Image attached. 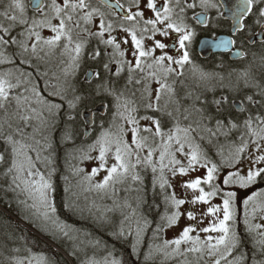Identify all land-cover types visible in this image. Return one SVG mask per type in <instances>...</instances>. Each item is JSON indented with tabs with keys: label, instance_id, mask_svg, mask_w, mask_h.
<instances>
[{
	"label": "snow or ice",
	"instance_id": "6c2138e0",
	"mask_svg": "<svg viewBox=\"0 0 264 264\" xmlns=\"http://www.w3.org/2000/svg\"><path fill=\"white\" fill-rule=\"evenodd\" d=\"M104 3L108 5L112 18L106 16L99 7H94L91 0H61L60 3L57 0H30V6L35 15L29 21L25 14L26 5L22 0H10L4 11L0 12V16L10 22L7 27L0 23V46L19 44L22 53L30 51L33 55L37 54L38 47L40 51H43L44 47L40 46H45L48 49L45 55H49L63 41L61 54L69 56V62L63 69L64 75L67 77L69 74L75 75L80 69L81 58L87 46L94 39L96 46L88 53V58L96 66L89 67L85 72V82L91 83L93 80L97 82L93 89L96 95H112L115 94L111 87L112 77H120L121 73L127 70L129 83L143 84L142 99L145 113L137 116L138 108L129 107L131 101L117 106L116 115L123 123L118 126L115 132L103 131L94 144L89 146V151H95L98 148V155L96 157L85 156V158L97 160L98 166L93 168L91 174L85 176L84 179L91 181L92 177L104 171L106 175L94 187L105 189L110 185L124 182L129 176L133 181H141V176L136 172L137 166L141 164L150 166L154 174L153 185L158 183L161 190L171 189L170 192H165L164 202L166 207L175 209L171 214H167L166 211L162 217L164 223L157 226V231L180 227L181 217L192 222L181 228L177 238L165 241L164 247L174 245L173 251L181 255L184 253L202 254L207 250L209 256L219 253L223 248L230 255L239 244L238 234L233 227L236 221L233 202L237 197V192L225 191L223 186L238 185L243 189L254 184L257 179L264 180V116L260 114L247 115L243 121L246 134L241 135V143L237 146L233 158L222 161L221 165L208 160L201 152L199 145L193 142L194 137L191 136V133L194 129L191 125L181 128L177 123L165 139L161 119L155 113L164 112L169 117L173 116V112L166 111L174 96V89L167 83V79L173 73L182 75L173 65L182 69L185 64L190 63L186 42H190L195 33L186 23L185 12L186 9L197 7V2L196 0H162L158 5L157 0H131L127 8L121 3V0H115L114 4H108V0H104ZM199 5L205 8L216 7V4L211 3L210 0H199ZM146 13H151V15L148 16ZM233 15L237 19V24L234 26L236 33L232 39L220 41L217 46L237 45L242 39L245 41L250 39L246 35L248 25L244 20L245 15L256 17L255 24L260 26V34L264 36V0H241V3L236 5ZM96 17H99V20L93 30L90 26L93 25ZM53 20L58 23H53ZM16 25L26 26L20 35H26L27 40H34V42L29 45L26 41H18L16 36L11 35V30ZM44 28L49 29L53 35L47 38L42 37L37 29ZM262 47H264V42H262ZM157 52H159L158 55ZM173 52L175 55L171 54ZM238 54L245 55L246 53ZM2 56L3 53H0V57ZM5 62L13 63L14 61L0 58V63ZM20 63L25 64L29 61L21 59ZM17 72L19 75L16 76L15 83L7 78L12 73L0 75V110L4 112V120L0 124V128L7 125L9 129H12L13 119H18L27 125L33 118L39 120L42 127L34 129L32 139L36 146L15 139V136H20L21 139L25 136L23 128L20 127H16L14 133H9L4 137L6 142L12 145L13 155L11 166L7 172L12 174L14 188L26 193L27 199L32 201L30 207L45 221L51 220L57 231L68 236V232L65 230L67 225L52 220L56 213V207L49 198V192L53 190L52 173L50 171L46 176L37 168V162L51 163L49 157L41 156V151L51 148L52 145L46 143L41 146V141L35 140V133L49 127L43 117L44 111L52 116L57 115L63 108L62 102L65 100H67L68 108L74 110L82 103L84 97L75 94L76 90L73 88L72 98L67 99L68 89L66 86L59 83L53 85L47 80L41 86L31 73H25L19 68ZM135 73L140 74L139 79L135 78ZM37 75L46 76V73ZM151 80H155L158 85L154 90V95L146 83ZM22 85L24 93H30V95H10L11 90ZM121 95L123 94L117 95V100ZM162 95L168 97L163 107L160 103ZM259 95L260 99H255L254 95H245L239 101L232 103L241 111H247L248 108L256 105L264 107V90ZM52 97L58 98L61 103H57ZM12 100H15L16 109L9 112ZM197 100L200 98L197 97ZM200 102L207 103V101ZM33 103L40 106L39 109L33 106ZM229 103L227 96H221L212 101L218 113L224 105ZM121 107H123V111H120ZM22 110L32 115L22 114ZM194 111L200 115L201 120L212 119L211 116H205L203 108H194ZM188 118V115L184 116L185 120ZM141 121L147 123L141 126ZM125 125L128 127L126 128ZM215 125L217 131L226 126L225 121L219 118L215 120ZM227 126L230 129L239 127L230 118L227 120ZM206 130L212 135L216 134L210 128ZM129 133L130 142L125 139ZM141 133L148 135H141ZM245 135L248 139H245ZM69 137L70 133L66 130L64 138ZM150 138L153 142L156 138H160L162 141L163 150L159 153L158 165L153 160L154 149L148 143ZM43 139L47 141L48 137L44 136ZM173 143L176 145L175 151L171 150ZM250 144L254 146L252 151L247 152L250 166L246 171H242L236 166L242 163V155L249 149ZM186 145L187 151H185ZM145 148L148 149L147 155L141 157L140 152ZM30 152H36L35 159L29 154ZM109 153H112L114 157V163L110 166L108 165ZM177 153L185 157L186 164L177 159ZM4 158V155L0 154V161H3ZM166 158L167 163H165ZM222 166L235 167V170L228 171L223 175L221 182L217 183L216 181L220 179L219 174ZM158 169L159 175L157 176L155 174ZM165 169L171 173V180L165 176ZM198 169H204L205 173L202 176L197 175L195 178L181 179L178 185L172 183L177 177H187L189 173L196 172ZM77 171L82 172L83 169ZM177 186L182 190L180 196L176 192ZM204 186H207L208 190ZM258 195L260 194L254 193L252 196H248L244 200V204L247 206L250 202L255 201ZM217 196H220L222 204L212 203L213 198ZM22 203L27 204V200ZM186 204L188 207L180 211ZM260 210L264 211V204L260 205ZM255 211L256 208L253 207V213ZM210 217L213 219L210 220L208 226L198 227ZM245 224L250 232L253 229H264V225L252 224L247 216ZM201 232L208 235L201 238L199 235ZM192 233H196V235H192ZM211 233L219 235L213 236ZM137 235H139V231ZM260 235L264 237V232H261ZM182 244L188 245L183 252H181ZM260 244L264 246V239H261ZM222 259H225L223 254L215 259L213 264H221ZM240 260L242 257L237 258V261ZM25 261L27 264H52L51 260L43 255L13 257L10 264H25ZM112 264H119V262L113 261ZM230 264H237V262H230Z\"/></svg>",
	"mask_w": 264,
	"mask_h": 264
},
{
	"label": "trees",
	"instance_id": "16d2710c",
	"mask_svg": "<svg viewBox=\"0 0 264 264\" xmlns=\"http://www.w3.org/2000/svg\"><path fill=\"white\" fill-rule=\"evenodd\" d=\"M198 65L196 73L200 75L199 77L202 81H197L196 83L192 81L191 83L178 86L181 90H188L187 95H185V97L181 95L176 101L179 110L175 114L173 113L175 123L171 127L167 126L163 130H172L177 123L181 128L191 125L194 130L195 128L201 129L205 134L209 135L206 136L210 141L205 142V140H203L205 136H199L197 133L199 139L198 141L195 140V144L199 145L201 152L208 160L221 165L222 161L230 160V156L228 155L235 154L237 146L241 143V135L246 134L243 121L247 115L251 114L255 116L260 114L264 116V107L259 105L252 106L248 108L247 111H236L232 107V102L239 101L245 95H254L255 99H260L259 93L264 90V47L261 45L260 49L256 52L251 53L249 51L246 53L244 63L240 66H232L223 63L222 67L214 70L215 72L212 80L208 76L210 70L208 65L201 61H198ZM124 73H127V70L121 74ZM76 74H78V72ZM77 78L80 79V75ZM79 79L73 80V84L68 87L70 89L68 90L67 99L72 98L73 88H75V94L84 97L82 103L73 110L68 108L67 100L63 101V108L54 119L57 121L58 125L40 133L42 139L44 136L53 138L56 143V149L61 148V145L63 146L62 143L67 141V139L64 138L66 125L72 122L73 119L79 118L82 111L90 110L93 104L104 103L107 105V115L101 118V120L109 121V116L111 112H113L112 100L114 94H105L102 96L93 94L92 84L81 83ZM111 87L115 92L117 89H129L130 84L128 81L124 80L121 85H116L115 77H112ZM220 89L233 90L236 92V95H222L213 92V90ZM221 96H227L230 103L224 105L218 113L212 101L214 99H219ZM122 97L126 99L125 96ZM197 97H199L200 100H197ZM52 99L56 100L57 103H61L56 97H52ZM200 101H207V103L202 104ZM194 108H203L205 116H211L212 119L201 120L200 115L194 111ZM15 109L16 103L15 100H12L9 112H13ZM22 114L27 115L28 112L22 110ZM185 115L189 117L187 120L184 119ZM191 117L194 119V122H190ZM217 118L223 119L226 125L220 131L216 130L215 120ZM229 118L236 122L239 127L230 129V127L227 126V120ZM3 120L4 112L0 110V124L3 123ZM20 123L21 121L18 119H13L12 129H9L7 125L0 128V154H3L5 157L3 161H0V252H6L7 254L11 252H21L20 256L18 255L17 258L43 255L50 259L52 264H80L76 258L67 253L68 249L66 246L50 233L49 226H45L47 229L44 230L43 227H40L30 220L27 215L30 213L32 201L27 199L26 193H23L20 189H15L14 185H12V174L7 172L13 159L11 151L12 145L8 144L4 137L9 133H14L15 128L20 127ZM208 128L212 129V131L217 134V138L212 139L215 135L207 131L206 129ZM195 134L194 131L191 133L194 138ZM15 139L21 140L22 143H31L33 141L31 138H27L26 135L23 139H21L20 136H15ZM35 139H38V137L35 136ZM245 139H248L247 135H245ZM43 141L44 143H48V140L45 141L43 139ZM158 143L159 140L157 139L150 144L154 151H156ZM47 150H44L42 157H49L51 163L45 164L41 162L39 164V162H37V168L44 172L46 176L51 171V181L53 184V190L51 191L52 203L56 207L57 216L64 221L65 215L61 213L63 212V195L69 184L66 180V176L68 175L67 172H74V169H83V172L80 174L81 177L90 175L91 172L86 170V164H83V161L78 164V168L75 166V161L67 163L68 166L65 167L62 164L64 152L55 151L54 154H52ZM29 154L34 158L31 152ZM140 155L143 157L142 151ZM244 157L245 154L242 155V159H244ZM71 158L73 159V157ZM134 162L135 160L133 158V163ZM226 169L231 168L222 166L220 172ZM136 172L142 179L141 181H133L130 176L128 177L139 191H137L138 195H136L135 201L127 208V212L134 214L135 211H138L140 217L138 223H133L131 217L126 227L124 223L118 222L119 225L114 229L112 228V232L106 230L100 231L90 222L79 223L78 221H70L71 227L75 229H85L91 236L95 238L100 237L101 240L111 247L110 250L106 252H109V256L113 260L118 261L119 264H163L157 254L158 250L156 251V249L162 247L163 243L160 231H157V226L163 225L159 224L158 221L162 220L166 211L167 214H170L173 209L171 207H166L164 202L165 192H170V190L166 189L159 191V184L153 185L154 174L150 166L141 164L137 166ZM155 175H159V169ZM94 178L96 177L94 176L93 179ZM257 182L260 185H264V180L258 179ZM25 200H27V204L22 203V201ZM51 228L53 229L52 226ZM138 231L139 235H137ZM51 232H54V230ZM238 233L240 232L238 231ZM240 236L238 234L239 244L232 252H245V254L246 252H252V240L242 239ZM10 261H2L1 263L10 264ZM243 263H248V260L245 258Z\"/></svg>",
	"mask_w": 264,
	"mask_h": 264
},
{
	"label": "flooded vegetation",
	"instance_id": "af4514ba",
	"mask_svg": "<svg viewBox=\"0 0 264 264\" xmlns=\"http://www.w3.org/2000/svg\"><path fill=\"white\" fill-rule=\"evenodd\" d=\"M10 0H0V12H3L5 7L8 5ZM22 2L26 5V16L29 18V21L31 18L35 15L34 10L30 6V0H22ZM58 3L61 2V0H57ZM131 0H121V3L125 5L127 8ZM162 2V0H157L158 5ZM197 2V7L194 9H186L185 16H186V23L190 26V28L194 31L195 35L193 36L192 40L190 42H186L187 48L190 54V63H187L183 66V68H179L176 65H173V67L177 68L178 72H181L182 75H176L175 73L169 75L167 79V83L172 86L174 89V102L178 100V98L183 95H187L188 90H181L178 88L179 85H183L185 83H191L193 81L194 76L197 75V69H198V61L205 62L208 67L210 68L208 72L209 78L212 80L214 70L216 68L222 67V64H229L232 66H240L244 63V60L246 58V54L243 55L241 58L238 59H231V53L232 51L228 52H219V53H211L207 58H201L199 53H198V44L201 39L203 38H211L215 39L218 36H226L230 37L231 39L233 38L234 34L232 33L231 28H232V22L229 17V13L227 14V17H223V9L219 3L218 0H210L211 3H215L216 7H201L199 5V0H196ZM91 3L94 7H99L101 11H104L106 16L109 18L111 17V13L109 10V7L107 4L104 3V0H91ZM115 0H108V4H114ZM135 10V9H134ZM119 11V10H116ZM178 11V9H177ZM18 14V13H17ZM146 15L150 16L151 13H146ZM199 15L203 16L202 18H197ZM39 18V17H37ZM255 19L256 17L254 15H247V17L244 19L248 25V30L246 35L248 37H253L257 34L259 31L260 26L255 24ZM99 17H96L93 21V25L90 27L95 30L96 25L98 24ZM53 23H58V21L53 20ZM0 23H2L5 27L9 25V21L4 19L3 16H0ZM26 26H20L16 25L15 27L12 28L11 30V35L16 36L18 41H26L29 45L34 42V40H27L26 35H20L21 32L24 31V28ZM40 31L41 36L44 38H47L53 33L50 32L49 29H37ZM115 34V33H114ZM262 42H253L250 44L248 40H241L238 42L237 45H233V50L243 52V53H248L249 51L251 53L256 52L258 49H260ZM150 43V42H149ZM96 46V41L93 39L91 43L87 46L82 58H81V66L80 69L77 71L78 74L72 75V84L73 80H78L77 78L80 75V81L81 83L84 84H89L86 83L84 80V75L85 72L89 69V67H95L96 65L94 64L93 61H91L88 58V53L92 51V49ZM44 47V46H40ZM63 47V41L61 42L60 46L57 47L59 49L58 51H61ZM102 47V46H101ZM39 50V47H38ZM110 51V50H109ZM0 53H3V56L0 57L2 59L7 60H12L14 61L13 63H0V75H3L4 72L7 70H13L15 72L13 77H7L10 79L13 83L16 81V76L19 75L17 72V69H21L25 73H31L32 77L37 80V82L43 86L45 80H47L50 84H52L48 71H45V68H48L49 71L50 68L48 66H45V61L44 57L38 56V55H33L29 51V53H22L21 48L19 47V44H9L8 46H0ZM159 52H157V55ZM175 55V52L171 53ZM21 59H25L29 61V63L21 64L20 61ZM68 60L66 61L65 59H62V63L64 65L68 64ZM113 68H115V65H113ZM76 72V73H77ZM45 74V75H40L38 76L37 74ZM136 79L140 78L139 73L134 74ZM128 81V73L121 74L120 77H115V84L116 85H121L122 81ZM196 83V81H193ZM97 82L93 80L90 84H92V88L94 89L95 84ZM149 85V89L153 91L154 95V90L155 88L158 87L156 84L155 80L151 81H146ZM130 87L129 89L125 90H116L114 93V98L112 100V108L113 112H111L109 116V120H101L105 115H107V110H105V113L103 115H100L98 113H94L93 110L95 106L98 104H93L90 110L82 111L79 115V118H75L72 120V122L68 123L66 125L67 132L70 133V137L67 138L66 142H63V146L61 145V148L56 149V143L54 142V139L51 138V145L54 147L55 151H62L66 153L67 155H72V156H80L83 157V164L87 163V159L85 156H92L93 154L96 153L95 151H89V146L94 144L96 139L100 136V134L106 129V128H115L117 131L118 126L123 123V121L120 119L119 116L116 115L117 113V106L118 105H123L124 102L126 101H131L132 103L129 104V107H137L138 112L136 113L137 116L143 115L145 113V110L143 108V84H136V88H133V82L129 83ZM91 88V89H92ZM68 90L70 88H67ZM51 90V89H49ZM213 92L220 93L222 95H236V92L233 90L229 89H220V90H213ZM123 94L120 96V99L117 100V95ZM18 94H25V95H30V93H24V86L22 85L21 87L17 89H13L10 92L11 96H15ZM93 94L94 91H93ZM47 95V93H45ZM122 96H125L126 99H123ZM122 97V98H121ZM34 106V105H33ZM162 106V105H161ZM232 107L233 103H232ZM177 109L179 110L178 105L176 104L175 106L173 105H168L166 111H171L174 114L177 112ZM93 112L92 114V124L89 127L88 134L86 135L87 129L85 128L84 121L81 117L82 113L84 112ZM120 111H123V107L120 108ZM160 119H161V125H162V131L163 133L165 132L163 129L166 128L167 126L171 127L175 121L172 117L167 116L164 112L161 113H155ZM142 122V121H141ZM146 124L147 122L144 121L142 122ZM141 135H148L146 133H141ZM125 137L129 142L131 140V136ZM193 137V136H192ZM159 140L160 138H156L155 140ZM153 143V140L150 138L148 143ZM247 152V151H246ZM245 158V157H244ZM237 167V166H236ZM235 167L232 169H226L225 171L221 172L223 173L222 175H225L228 171L234 170ZM258 180V179H257ZM234 187H237L234 185ZM254 187L256 188V192H262V199H264V185L258 184L256 181L254 184ZM207 188V187H206ZM233 186H226L225 191H233ZM238 203H242L239 204ZM244 202H236L234 200L233 206L235 212H237L236 215V221L235 224L233 225L235 231L237 234H239L240 238L242 239H249L252 240L253 244V251L252 252H231V254H226V252L221 253L225 256V259L221 260V264H230V262L236 261L237 264H244L243 261L246 258L248 260V263L246 264H264V246L260 244L261 239H264L260 235L261 230L260 229H253L251 232L248 230V227L245 224V219L244 216H248V220L252 224H257L256 221L250 219V209L251 207H244ZM256 207V206H255ZM172 211H174L172 209ZM171 211V212H172ZM258 213V209H257ZM171 214V213H170ZM239 217V218H238ZM242 218V219H240ZM159 224H163V220L158 221ZM165 231L166 228L163 231H160L161 239H162V247L158 249L157 254L159 255V258L162 260L163 264H213V261L215 259H218L221 254L216 253L213 256H209L207 254V250H205L204 253H194L190 257H188V254L184 253L183 255L178 254L173 251V248H167L164 247V236H165ZM238 231L240 233H238ZM218 256V257H217ZM242 257V260L237 261V258ZM190 261V262H188Z\"/></svg>",
	"mask_w": 264,
	"mask_h": 264
},
{
	"label": "rangeland",
	"instance_id": "374dc122",
	"mask_svg": "<svg viewBox=\"0 0 264 264\" xmlns=\"http://www.w3.org/2000/svg\"><path fill=\"white\" fill-rule=\"evenodd\" d=\"M121 35H123L121 33ZM159 38V37H157ZM59 49H55L51 54L49 55H45V53L48 51L47 47L44 46V50L40 51L38 50L37 54L38 56H42L44 57V61H45V66H48L50 68L51 71L48 70V68H45V71H48L50 80L52 82L53 85L55 84H61L66 86L67 88L71 86L72 84V75L69 74L67 77H65L63 69L67 66L64 65L62 63V59H65L66 61H69V56L67 54L62 55V50L58 51ZM70 71V70H69ZM12 73L11 76L9 77H13L15 72L13 70H7L4 73ZM200 75H196L193 78V81H202L199 77ZM136 88V84L133 82V88ZM156 89V88H155ZM168 100V97L166 95H162V99L160 101L162 107L164 106L165 102ZM33 105L35 107H37L39 109L40 106L35 105L33 103ZM169 105H173L175 106L176 103L174 102V99L172 97V102ZM27 115H32L31 113H28ZM43 117L44 119H46L49 127L47 129H52V127H56L58 125L57 121L54 120L55 116L49 115V113L47 111H44L43 113ZM144 122V121H142ZM141 122V126H144L145 124ZM190 122H194V119L191 117ZM196 122V121H195ZM195 126V124H194ZM20 127L23 128L24 133L26 135L27 138H31L33 137V133H34V129L35 128H41L42 126L40 125V121L33 118L30 122H28L27 125H25L23 122L20 123ZM125 127L127 128L128 126L125 125ZM68 128V127H67ZM67 128L65 130H67ZM47 129H43L42 131H38L35 133V136L38 137V139L35 140H40L41 146H44L46 144V142L44 143L43 139L41 138V134L43 133L45 130ZM105 130H110L112 132H115V128H106ZM104 130V131H105ZM173 130V129H172ZM68 131V130H67ZM170 130H165L164 132V136L165 139L167 137V135L169 134ZM195 134V138H194V143L195 140L198 141L199 137L197 136V133L199 136H205L203 140H205V142H209L210 140H208V137L201 129H196L194 130ZM182 135V134H181ZM130 133L128 135H126V137H128L130 139ZM192 136V135H191ZM209 136V135H208ZM217 138V134H215V137L213 136L212 139ZM131 141V140H130ZM48 143L51 144V138H48ZM28 144H33V146H36L34 144V140L31 143ZM151 143L149 142V145ZM162 141L159 139V143H158V147L156 149V151H154V155H153V160L154 162L159 163V153L160 151H162V147H161ZM175 147L176 145L173 143L172 146V151H175ZM254 146L250 145L249 149L247 150V152L252 151V148ZM187 145L185 147V151H187ZM47 151H49L50 153L54 154L55 149L53 146H51V148H49ZM113 151H114V147H113ZM147 151L148 149L145 148L142 150V155L143 157L147 155ZM247 152L245 153V158L242 159V163L237 165V167H239L242 171H246L247 168L250 166V160L249 157L247 155ZM32 155L36 156V152H31ZM44 150L41 151V156L43 155ZM98 155V148L96 150V153L93 154L91 157H96ZM235 155V154H234ZM233 154L228 155L230 156L229 158L232 159ZM177 159H180L183 163L186 164V159L183 155L177 153L176 154ZM73 157V159L71 158ZM62 164L67 167L68 164L70 162L75 161L76 164L75 166L77 167L78 164L80 162L83 161V157L80 156H72V155H67L66 153H63L62 156ZM41 162H39L40 164ZM112 163H114V157L112 155V153H109L108 155V165L110 166ZM165 163H167V158L165 159ZM98 166V161L95 159H88L87 163H86V170L91 172L93 168ZM78 168V167H77ZM234 168V167H233ZM232 168V169H233ZM235 170V169H234ZM83 172V171H82ZM82 172H77L76 169H74V172H67L68 175L67 177V181L69 182L68 184V188L65 190L64 195H63V205H62V209L63 212L61 214L65 215V220L63 221L61 218H59L57 216V214L55 213L52 217V220H55L57 223L59 224H63V225H67V228L65 229L68 232V236H64L61 232L57 231L55 228V225L52 223V221H45L41 215H39L38 213H36V211L34 209L30 210V213L27 215L31 221L35 222L36 224H38L40 227H43L44 230H46L47 228L45 226H49L50 227V233L55 236L56 239L60 240L68 249L67 253L70 256H73L74 258H76L80 264H112L113 260L110 256H109V252H106L107 250H110V245L105 243L103 240L100 239V237H94L91 236L90 233L85 230V229H75L73 227H71V222L74 221H78L80 222H90L93 226L97 227L100 231L106 230L108 232H112V228L114 229L118 224V222L120 223H124L125 227L126 224H129V219L131 218V221L133 223H138L139 222V215H138V211H135L134 214L133 213H129L127 212V208L129 206H131V204L135 201V197L137 194V190L135 184L132 182V180L130 179H126L124 180V182L122 183H116L115 185H110L109 187L105 188V189H96L94 187V185L100 181H102L103 176L106 175V172L101 171L98 175H96L93 179H91V181L84 179L85 176L81 177L80 174ZM223 172V171H222ZM205 173L204 169H198L196 172H192L189 173V176L187 177H177L176 180H173L172 183L174 185H178L179 181L181 179H190V178H195L197 175L202 176ZM223 173L220 172V179H218L216 182L220 183L221 179L223 177L222 175ZM165 176H167L170 180L171 178V173L168 172L167 169H165ZM95 180V181H94ZM255 184V183H254ZM254 184L250 185L248 188H239L238 185H236L237 187L233 186V191L237 192V197L235 199L236 202H241L247 199L248 196H252L254 193H258L260 195H258L255 199V201L250 202L247 206L245 204L244 207H251L248 208L250 209L251 215H250V219L256 221L257 224L260 225H264V211L260 210V205L264 204V199H262V192H256L255 191V187ZM206 190H208V188H206L207 186H204ZM224 190L226 189V186H223ZM171 191V189H169ZM159 191H162L161 189H159ZM176 192L177 195L180 196L182 195V190L177 186L176 187ZM49 198L52 201L51 198V192H49ZM213 204H222V200L220 198V196L214 197L212 200ZM242 204V203H238ZM256 206V207H255ZM188 207V205H184L182 206V208L180 209V211H183L184 209H186ZM202 207H206V206H202ZM234 207V206H233ZM253 207L256 208L255 213H253ZM257 209H258V213H257ZM175 210V209H173ZM235 214L237 215V212H235ZM239 218V217H238ZM248 218V216H247ZM213 218H209L206 219L204 221L203 224H200L198 227H206L209 225L210 220ZM242 219V218H240ZM243 219H246V215L244 216ZM242 219V220H243ZM188 223H192L190 221H187L184 217H181L180 220V227H171V228H166L165 231V236H164V241H171L175 238H177L179 236L180 230L181 228L188 224ZM51 226L53 227V229L51 228ZM54 232H51L53 231ZM261 232H264V229H260ZM88 232V233H87ZM192 235H196V233H192ZM199 235L201 236V238H204L206 235L205 233H199ZM211 235L213 236H217L219 235L218 233H211ZM174 245H169V248H174ZM188 247L187 244H182L181 245V252L184 251V249ZM158 249H156L157 251ZM224 249L221 248L220 252L218 254L224 253ZM21 252H11L10 254H7L6 252H0V263L2 261H10L11 258L15 257L17 258L18 255L20 256ZM188 254V257H190L191 255H193L194 253H186ZM227 254V253H226ZM204 255H206V253H204ZM34 256H40V255H34ZM216 256V255H215ZM218 257V256H217ZM190 262V261H188ZM2 264V263H1ZM25 264H27V261H25Z\"/></svg>",
	"mask_w": 264,
	"mask_h": 264
},
{
	"label": "water",
	"instance_id": "95a60500",
	"mask_svg": "<svg viewBox=\"0 0 264 264\" xmlns=\"http://www.w3.org/2000/svg\"><path fill=\"white\" fill-rule=\"evenodd\" d=\"M222 9H223V17H227V14L229 13V17L232 22V33H235V25L237 24V19L233 15L234 11L236 10V5L241 3V0H218ZM203 16L199 15L197 18H202ZM247 17L245 15L244 19ZM261 29L257 32V34L253 37H250L248 39V42L252 44L253 42L257 41H264V36H261ZM231 39L230 37L226 36H218L215 39L211 38H203L200 40L198 44V53L201 58H207L211 53H219V52H228L232 51L231 53V59H238L241 58L243 55H239L238 53H241L239 51L233 50V45H228L227 47L224 46H217L220 41H227ZM234 108L237 111H240L241 109L236 108L235 104L233 103ZM106 106L103 103L97 104L93 110L94 113H98L100 115H103L105 113ZM93 112H84L82 113L81 117L84 121L85 128L87 129L86 135L88 134L89 127L92 124V114Z\"/></svg>",
	"mask_w": 264,
	"mask_h": 264
}]
</instances>
